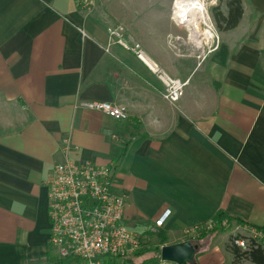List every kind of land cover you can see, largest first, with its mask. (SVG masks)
<instances>
[{"label": "crops", "instance_id": "1", "mask_svg": "<svg viewBox=\"0 0 264 264\" xmlns=\"http://www.w3.org/2000/svg\"><path fill=\"white\" fill-rule=\"evenodd\" d=\"M249 2L264 25V0ZM244 5L235 29H247ZM101 16L76 0H0V264H58L46 182L67 160L114 167L134 234L167 212L164 246L209 230L220 213L241 218L201 241L194 263L233 264L229 238L264 227V40L225 43L215 56L223 65L209 62L223 68L210 87L168 46L141 42L130 19L123 39L141 56L115 43ZM162 74L187 81L179 102L164 100ZM86 101L128 117L85 110Z\"/></svg>", "mask_w": 264, "mask_h": 264}, {"label": "built area", "instance_id": "2", "mask_svg": "<svg viewBox=\"0 0 264 264\" xmlns=\"http://www.w3.org/2000/svg\"><path fill=\"white\" fill-rule=\"evenodd\" d=\"M77 6L89 10L91 0H76ZM124 27L109 30V38L127 50L132 49L123 39ZM151 70L157 66L151 64ZM163 98L175 104L183 97L187 81L159 76ZM81 108L98 112L116 121L127 119L126 109L108 102H82ZM113 166H98L91 162L65 161L56 164L49 180L48 214L49 253L58 264H133L142 251L143 241L128 229L124 221L126 194L117 188ZM161 215L150 229L157 232L167 218ZM236 234V233H235ZM237 236V237H236ZM233 243L247 250L251 243L264 246V230L251 228L247 236L234 235Z\"/></svg>", "mask_w": 264, "mask_h": 264}, {"label": "rangeland", "instance_id": "3", "mask_svg": "<svg viewBox=\"0 0 264 264\" xmlns=\"http://www.w3.org/2000/svg\"><path fill=\"white\" fill-rule=\"evenodd\" d=\"M203 1L207 22L206 24H200L199 42L192 41L189 38L190 32L187 26L179 24V21L176 24V21H174L172 16L174 0H91L89 10L101 14L103 20L108 19V17L112 19V22L107 23V34H109V30H114L118 25L126 26V20L130 19V30L136 33L141 42L148 43L154 48H160L161 45L168 46L169 55L172 53L173 56L178 57L183 62L185 70L188 68L195 69L198 80L204 86L209 85L211 87L214 77L222 78L223 68L214 69L216 71L214 73L213 69L211 70L209 67L210 60L214 63L217 62V65H223L222 58L218 61L215 56L224 58L225 43L233 46V43L236 42L238 46L239 42H262L264 40V25L261 24V14L251 10L249 0H241L245 4V15L248 21V25L245 27L247 29L239 27L238 29L220 32L213 20V10L217 8L218 11L226 15L227 0ZM117 11L123 16L125 22L113 20L111 13ZM208 29L213 34L212 40L203 35V31ZM177 38H179V41L176 40ZM238 48L235 47V52L232 50V53H236ZM207 230L205 227H199L185 232L186 238L193 244L198 245V252L206 249L204 247V249L200 248L201 240L198 237ZM158 233L159 231L147 230L140 235L143 241L142 251L135 257L138 258L136 263L134 260L132 261L133 264H172L160 261V251L164 244L160 242ZM235 235L241 234L236 233Z\"/></svg>", "mask_w": 264, "mask_h": 264}, {"label": "trees", "instance_id": "4", "mask_svg": "<svg viewBox=\"0 0 264 264\" xmlns=\"http://www.w3.org/2000/svg\"><path fill=\"white\" fill-rule=\"evenodd\" d=\"M226 9V15L218 11L217 8L213 10V20L220 32L235 29L243 16L241 0H227ZM232 221L238 223L244 222L239 217L232 216L227 213H220L214 220L213 226L207 230V232H202L198 239L205 242L212 240L217 234L229 230ZM256 229L264 230V227H256ZM158 237L162 244H164L167 240L166 234L163 231H159ZM233 238L234 237L231 236L227 244V249L233 256V264H240L243 261H249L253 264H264V251L259 244L251 243L247 250H241L239 247L234 245ZM137 259L134 260L135 263Z\"/></svg>", "mask_w": 264, "mask_h": 264}, {"label": "bare ground", "instance_id": "5", "mask_svg": "<svg viewBox=\"0 0 264 264\" xmlns=\"http://www.w3.org/2000/svg\"><path fill=\"white\" fill-rule=\"evenodd\" d=\"M172 16L176 24L179 21V24L188 27L190 32L189 38L192 41L199 42L200 26L207 22L203 0H174ZM203 35L210 40L213 38V34L209 29L203 31ZM176 40L179 41V38Z\"/></svg>", "mask_w": 264, "mask_h": 264}, {"label": "water", "instance_id": "6", "mask_svg": "<svg viewBox=\"0 0 264 264\" xmlns=\"http://www.w3.org/2000/svg\"><path fill=\"white\" fill-rule=\"evenodd\" d=\"M198 245L186 240L161 247L160 261L172 264H194Z\"/></svg>", "mask_w": 264, "mask_h": 264}]
</instances>
